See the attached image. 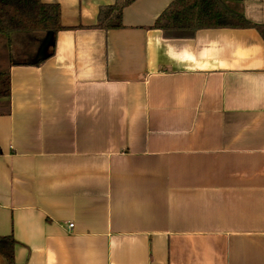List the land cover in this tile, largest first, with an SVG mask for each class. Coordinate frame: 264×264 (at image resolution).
I'll use <instances>...</instances> for the list:
<instances>
[{"label":"crops","instance_id":"obj_1","mask_svg":"<svg viewBox=\"0 0 264 264\" xmlns=\"http://www.w3.org/2000/svg\"><path fill=\"white\" fill-rule=\"evenodd\" d=\"M173 1L138 0L104 31L115 0H42L67 30L40 66L0 69L16 264H264V38L153 29ZM231 4L264 25V0Z\"/></svg>","mask_w":264,"mask_h":264},{"label":"trees","instance_id":"obj_2","mask_svg":"<svg viewBox=\"0 0 264 264\" xmlns=\"http://www.w3.org/2000/svg\"><path fill=\"white\" fill-rule=\"evenodd\" d=\"M138 0H115L99 10L93 28L110 31L125 28V10ZM173 32H196L209 29H256L264 38V25L249 21L236 10L231 0H174L152 27ZM67 30L61 22L59 4L42 0H0V53L5 49L9 66H40L36 61L34 41H43L49 34L56 36ZM30 45H34L32 48ZM11 114V74L0 71V117ZM2 151L0 149V155ZM16 241L12 236L0 237V255L6 264H16Z\"/></svg>","mask_w":264,"mask_h":264},{"label":"rangeland","instance_id":"obj_3","mask_svg":"<svg viewBox=\"0 0 264 264\" xmlns=\"http://www.w3.org/2000/svg\"><path fill=\"white\" fill-rule=\"evenodd\" d=\"M49 35V34H48ZM35 43V44H34ZM33 44L35 46H38V53L36 55V57L38 56H43V54L45 53V49H46V42L45 41H34ZM34 45H30V47L28 48H32ZM7 65V55H6V50L4 49L1 53H0V69L5 68Z\"/></svg>","mask_w":264,"mask_h":264},{"label":"water","instance_id":"obj_4","mask_svg":"<svg viewBox=\"0 0 264 264\" xmlns=\"http://www.w3.org/2000/svg\"><path fill=\"white\" fill-rule=\"evenodd\" d=\"M41 59H44V57H40V58H38L36 61H39V60H41Z\"/></svg>","mask_w":264,"mask_h":264},{"label":"built area","instance_id":"obj_5","mask_svg":"<svg viewBox=\"0 0 264 264\" xmlns=\"http://www.w3.org/2000/svg\"><path fill=\"white\" fill-rule=\"evenodd\" d=\"M69 227H70V228H73V227H74V225H73V224H70V225H69Z\"/></svg>","mask_w":264,"mask_h":264}]
</instances>
